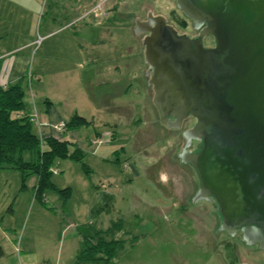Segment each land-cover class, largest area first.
Wrapping results in <instances>:
<instances>
[{
	"label": "rangeland",
	"instance_id": "obj_1",
	"mask_svg": "<svg viewBox=\"0 0 264 264\" xmlns=\"http://www.w3.org/2000/svg\"><path fill=\"white\" fill-rule=\"evenodd\" d=\"M105 1H37V40L47 23H53V30L59 27L67 14L66 6L77 16L74 21L81 20L83 13L87 15L82 24L101 18L105 11H117L122 20L130 23L132 34L127 28L126 43L132 47L133 64L138 66L133 67L130 78L91 86L87 83L91 74L81 76L77 67L56 71L62 64L71 67L77 54H63L56 48L61 45L60 34L51 38L49 71L40 75V83L33 81L32 88L26 83L30 72L26 74L25 101L32 99L38 103L37 108H42L45 97L51 96L62 111L78 112L87 118L89 123L78 128L81 139L88 140V144L81 148L85 152L82 162L70 158L54 162L51 180L57 189H70L64 207L56 189H45L44 200L35 197L36 174H29L23 185L18 169H0V264L15 263L17 246L34 250L43 263L59 245L64 257L60 264H73L69 254L82 248L77 226L92 222L106 230L114 221L120 228L107 234V238L123 239L124 244L110 264H264V252L243 244L238 238L241 232L234 236L215 233L219 217L211 212V202L200 201L195 206L190 200L186 211L181 208L182 194L189 196V190L198 187L193 168L173 158L185 141L181 131L190 123L184 122L180 130L160 124L152 102L153 89L143 72L144 34H135L133 27L136 16L140 21L147 18V8L142 9V4L151 8L152 15L164 16L177 30L181 24L177 18L186 19L189 27L190 20L177 7L176 0ZM210 40L207 38L205 43L210 44ZM66 43L72 45L70 36ZM127 84L131 87L125 92ZM106 103L107 110L99 107ZM32 128L36 131L35 124ZM96 138L104 141L93 144ZM23 156L30 159L27 152ZM192 178L196 185L190 184ZM106 193L113 195L112 208L97 212ZM222 238L233 247L226 249Z\"/></svg>",
	"mask_w": 264,
	"mask_h": 264
},
{
	"label": "water",
	"instance_id": "obj_2",
	"mask_svg": "<svg viewBox=\"0 0 264 264\" xmlns=\"http://www.w3.org/2000/svg\"><path fill=\"white\" fill-rule=\"evenodd\" d=\"M199 36L176 30L162 15L135 17L143 37L152 102L160 124L181 128L184 143L173 158L189 164L198 189L219 217L217 234L241 231L243 244L264 252V0H176ZM214 45L204 47L206 35ZM170 132V131H169ZM169 134V133H168ZM199 140L195 151L186 149ZM252 249V250H256Z\"/></svg>",
	"mask_w": 264,
	"mask_h": 264
},
{
	"label": "crops",
	"instance_id": "obj_3",
	"mask_svg": "<svg viewBox=\"0 0 264 264\" xmlns=\"http://www.w3.org/2000/svg\"><path fill=\"white\" fill-rule=\"evenodd\" d=\"M37 1L0 0L1 86L15 84L19 81L25 83L28 72L32 76L29 79L27 77L26 83L28 84L29 82L28 85L31 88L33 81L37 80V83H40L42 81L40 75H46L49 71V53L52 52L50 40L57 34H60L59 40L61 45L56 48L63 54L76 52L77 57L71 67L62 64L56 68V71L76 69L77 67L81 76L86 73L91 74L90 82H87L91 86H100L101 84L114 83L125 80V78H130L133 67L137 64H133L132 47L126 43L127 28L130 27V23L127 24L126 20H122L120 13L113 10L114 12L111 14L108 10L104 12L101 18L94 17L82 24L80 22H83L87 15L83 13L80 15L82 16L81 20L74 21L77 16L69 10L70 7L66 6L67 14L62 21H59V27L53 30V23H47L43 32L39 34L41 41L38 44L35 29ZM108 3H110L109 0ZM76 4H79L78 1L75 2V7L71 6V8L76 10ZM109 9H111L110 6ZM72 14L75 16L71 17ZM110 21H113V23ZM118 21L120 22L119 24ZM129 29V35L131 36L132 31L131 28ZM69 36L72 39V45L66 43ZM143 68L145 74L147 63H144ZM130 87V84H127L125 92ZM25 102L27 111L32 112V109L36 110L37 123L33 122L36 126V131L34 132L41 139H45L46 137L67 139L74 142L78 147L85 149L88 140L85 142L81 139L80 128L64 130L58 128L60 123L66 122L71 115L78 114V112H73L72 114L62 111L51 96L45 97V107L42 108H37L38 103L36 101L33 102L32 99ZM31 104L34 106L32 107ZM99 107L107 110L109 105L106 103ZM16 249H18L19 253L13 264H60L64 259L62 253L59 251L62 250L60 245L52 256L44 258L43 263H40L34 250H22L18 246ZM77 253H70L68 258L74 259ZM0 254H2L1 249ZM9 264L12 263L10 262Z\"/></svg>",
	"mask_w": 264,
	"mask_h": 264
},
{
	"label": "trees",
	"instance_id": "obj_4",
	"mask_svg": "<svg viewBox=\"0 0 264 264\" xmlns=\"http://www.w3.org/2000/svg\"><path fill=\"white\" fill-rule=\"evenodd\" d=\"M181 25H184L183 22ZM25 85L23 81L6 86L0 85V169L15 168L22 174L23 185L29 174H36L38 181L35 186V197L44 200L45 189H56L63 199L70 195V189H57L51 175L57 158L83 160L85 152L74 142L67 139L46 137L41 139L33 130L30 112L26 110ZM89 121L77 113L65 122V129H75ZM30 159H24V153ZM84 167H87L82 163ZM86 169V168H85ZM67 196V197H66ZM113 195L104 194V202L97 212L109 211L112 208ZM120 226L114 221L106 230L98 228L92 222L77 226V233L82 239V248L73 259V264H110L123 239L107 238V234L116 231Z\"/></svg>",
	"mask_w": 264,
	"mask_h": 264
},
{
	"label": "flooded vegetation",
	"instance_id": "obj_5",
	"mask_svg": "<svg viewBox=\"0 0 264 264\" xmlns=\"http://www.w3.org/2000/svg\"><path fill=\"white\" fill-rule=\"evenodd\" d=\"M147 18H148V15H147ZM147 18L146 19H144V20H147ZM188 18V17H187ZM189 20H190V27H189V25H187V21H186V19H183L184 21H185V23H184V25H181L182 24V22H183V20L182 19H178L177 18V20L181 23L180 24V26H178L182 31H184V32H186V33H192L193 34V36H196V35H200L199 34V31L196 29V28H194L193 27V21L190 19V18H188ZM143 20V21H144ZM168 23V22H167ZM170 24V23H169ZM173 26V25H172ZM174 27V26H173ZM175 28V27H174ZM176 29V28H175ZM177 30V29H176ZM143 34H144V36H146L147 34H149V32H143ZM207 38H211V42H210V44H206L205 43V41H206V39ZM202 45L204 46V47H210V46H213L214 45V37L212 36V35H209V34H206L204 37H203V39H202ZM144 49H145V47H144ZM147 69H148V65H147ZM146 76V75H145ZM148 77L149 76H147V79H148ZM152 86V85H151ZM153 89V88H152ZM154 92V91H153ZM194 120V121H193ZM190 123L188 126H186L185 128H184V130L183 131H185L187 128H192L195 124H196V118H194V117H192V116H188V117H186L183 121H182V123H181V126H182V124L183 123ZM182 137H183V139H184V136L182 135ZM185 140V139H184ZM198 142H200L199 140H196V139H194V141H191V144L190 145H188L187 147H185L186 149H188V150H191V151H195V146H196V144L198 143ZM185 164H187V163H185ZM188 166H190L189 164H187ZM190 184H192V185H196V181H195V179H191V183ZM197 184H198V182H197ZM197 189H198V187H197ZM197 189H196V187H195V189L193 188V190H192V192H191V190H189L190 191V193H192L191 195H186L185 193H183L182 194V201H181V208L184 210V211H186L188 208H189V205L187 204V202L188 201H190L191 199V196L197 191ZM200 201H208V202H210L209 200H207V199H205V198H202V199H199V200H197V202H195V203H193L192 205H198L197 203L198 202H200ZM192 202V201H191ZM206 207H208L207 205H205ZM220 232H225L224 230H220ZM237 232H241L240 230H237ZM236 232V233H237ZM226 233V232H225ZM227 234V233H226ZM228 235H230V234H228ZM241 239H243L242 237H241ZM221 243H223V245H224V247L226 248V249H231L230 247H233V243H231L230 244V241L229 240H224L223 238H222V240H221ZM250 245V244H249ZM251 246H255V247H257L255 244H251ZM237 250V249H236Z\"/></svg>",
	"mask_w": 264,
	"mask_h": 264
},
{
	"label": "built area",
	"instance_id": "obj_6",
	"mask_svg": "<svg viewBox=\"0 0 264 264\" xmlns=\"http://www.w3.org/2000/svg\"><path fill=\"white\" fill-rule=\"evenodd\" d=\"M41 41V38H39L37 40V43L39 44ZM32 75L29 73L28 74V79L31 77ZM30 119L32 120V122L34 123H37V113H36V110H33L32 112H30ZM58 128L60 130H64L65 129V122L64 123H60V125L58 126ZM104 140H102L101 138H96L94 140H92V143L93 144H96V145H100Z\"/></svg>",
	"mask_w": 264,
	"mask_h": 264
}]
</instances>
